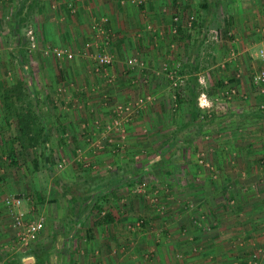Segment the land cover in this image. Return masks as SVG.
Here are the masks:
<instances>
[{
	"label": "rangeland",
	"instance_id": "rangeland-1",
	"mask_svg": "<svg viewBox=\"0 0 264 264\" xmlns=\"http://www.w3.org/2000/svg\"><path fill=\"white\" fill-rule=\"evenodd\" d=\"M209 1L212 0H119L121 4L135 8L136 13L133 12L129 18L131 24L137 26L136 30L126 32L119 29L113 32L108 28L101 32L96 28L88 33L86 31L89 30L85 31L81 22L85 16L80 15L77 5L66 6L62 0H40L32 4L29 11L31 0H0V89L18 79L24 80L36 96L37 111L50 135V151L44 145L20 150L15 143V153L8 155L11 149L9 141L18 134V126L14 119L9 124L5 122L0 104V264L15 262L11 254L17 251L15 235L9 228L13 218L10 209L3 203L8 197L20 200L19 209L25 210L30 217H42L45 231H53L48 241H41L43 245L35 248L34 244L29 248L34 250L32 253H35L36 263L42 259L43 264H64V256L70 264H80L79 250L84 253L91 243L98 254L108 251L109 247L116 249L122 246L123 250H127L129 244L133 249L146 248L143 251L144 259H149L169 239L173 244L164 247L179 248L181 245V250H176L172 257L181 261L184 259V263L193 260L194 256L202 259L201 254L207 252L209 255L206 258L216 264L221 260L222 249L227 248L224 249L227 255H222L235 264H264V198L239 204L231 194L232 190L223 191L227 186L217 194L212 191L213 202H221L218 198L224 196L221 204L212 206L211 202H207L210 198L199 201L201 194H192L197 190L190 187L194 170L197 177L208 174L216 180L218 170L222 169L220 158H211L205 153L217 154L222 150L221 138L237 134L235 129H238L239 123L236 121L243 115L240 116L233 108L246 101L245 94L240 93L232 79L223 80L211 71L209 79L206 74L211 56L218 54L223 58L221 55L227 51L230 56L238 55L236 42L239 39L231 27L233 12L228 6L229 2L234 1L214 0L217 6L203 7ZM146 5L149 11L140 10V6L144 8ZM18 9L22 10L21 13H17ZM251 11L246 19L236 12L237 22L249 23ZM27 12L31 14L28 21L23 22L25 25L20 32L27 35V31L32 29L34 40L33 44L30 41L25 45L27 59H24L20 58L17 49L19 36L14 31L22 22L19 18ZM163 13H166L167 29L159 32V16L165 18ZM194 20L197 21L195 26ZM262 20L264 14L256 22L261 24L256 25L257 30L254 31L256 47L252 51V58L255 59L264 46ZM199 22L204 23L202 31L196 26ZM214 33L216 39L211 37ZM258 34L260 36L256 37ZM125 35L131 38L124 41L123 48H119L116 43L120 40L117 39ZM160 36L167 38L166 68L160 70L152 66L151 74H166L165 78L172 88L169 92L170 109L177 108V97L174 81L167 76L175 72L194 71L192 83L196 78L200 86L195 96L196 106L201 110L197 119L205 120L207 116L214 120L211 133L206 135L200 128L198 136H203L189 143L176 138L178 124H174L170 114L163 117L156 112L164 96L160 92H152L153 88L148 86L150 81L145 78L150 72L142 60L145 54L152 55L154 51L155 55H159L162 52L164 45L160 42ZM108 45L115 47L111 52L107 50L112 63L114 53H122V57L129 58L124 63L129 68L127 71H135L128 77L135 88L122 96L129 94L125 100L111 96L108 102L113 106L109 111L101 110L99 105H96L97 109L93 108L98 100L103 102V98H94V103L91 102L92 96H86L84 90L78 91L79 87L84 86L81 78H96L92 68L83 60H95L102 47ZM179 47H182V52L185 50L183 58L186 62H175L177 57L173 55L178 54ZM59 51L62 54L58 56ZM67 52L71 53V57L67 56ZM132 64L134 66L130 69ZM259 65L255 66V72L264 69ZM245 75L250 79L249 73ZM229 86L234 93L228 91ZM260 87L264 88V84ZM206 88H212L208 95ZM182 94L187 95L185 91ZM263 96L255 95L258 101H264ZM82 101L89 103L91 109L83 104L78 107ZM69 106L73 109L70 110ZM149 107L150 112L147 111ZM253 112L257 115V111ZM262 115L258 128L264 134V113ZM226 118L232 120L234 127H224ZM94 128L100 133L95 138L89 134L95 131ZM210 136H213L212 140L208 139ZM256 148H261L260 143L247 149L255 151ZM261 151L264 153V146ZM232 161L236 162H229ZM258 164L262 167L264 161L258 159ZM56 179L68 183L73 188V195L77 192L78 197L74 202H70L68 195L57 187ZM260 187L264 191V182L260 183ZM249 194L253 196L254 192L245 193V197ZM258 196H261L260 192ZM69 203H72V207ZM104 212H112L117 223L98 224ZM162 217L165 219L160 220ZM223 233L233 237H224ZM109 235L118 237L110 239ZM149 247L155 248L148 250ZM148 261L151 264L153 258Z\"/></svg>",
	"mask_w": 264,
	"mask_h": 264
},
{
	"label": "crops",
	"instance_id": "crops-1",
	"mask_svg": "<svg viewBox=\"0 0 264 264\" xmlns=\"http://www.w3.org/2000/svg\"><path fill=\"white\" fill-rule=\"evenodd\" d=\"M62 1L66 2L67 4L66 6H71V4L78 6L80 15L85 16L83 20L81 18V22L83 21L82 26L85 27V31L89 30V31H86L88 33L90 32L91 29H96L95 26L96 25L98 26V23L100 22L101 18H107V20L102 23V27H104V29L109 28L113 32L114 31L117 32L119 29H121V31L126 30L127 32L128 30L132 31L133 29L136 30L137 28L136 25L133 26L134 24H131V21L129 18V16L131 17V14L133 12L136 13L135 8L132 7L134 8L133 10L132 8H129L128 5H123L121 4V2H119V0H77V1L76 0H62ZM73 1H75L76 3L75 2L73 3ZM183 1L184 0H181V2ZM233 1L234 2H229L228 6L230 5L229 9L231 12L234 13V15L232 13V18H231L232 19L231 27H233L232 30L238 35V37L236 36V38L240 39V40L238 39L237 40L238 42H236L237 43L236 47L238 49L237 51L238 55L236 56L235 54H232L230 56L227 51L226 53L221 55L224 58L223 59L221 57L223 60L219 57L218 54H216L215 56H211L212 58H211L210 64L207 66L209 69L206 70L207 72L206 74L210 75L209 71H211V73L212 72L217 73L219 75V77L218 76L217 77L223 78V80L225 78L232 79L233 83L238 87L240 93L243 92L245 94L246 101L244 102L243 100H241L243 101V104L241 105H238L239 104V101H238L237 108H233L234 106L232 107L233 110L236 109V111L240 113V116L242 114L244 118L242 117L236 121V123H239V126L237 127L238 129H235V132H237V134H228L227 136H224L221 138L222 139V150L220 152H217V154H212V155L211 153H207V152L205 153L206 156L208 157L213 158L214 156H217V159L220 158V163H221L220 167L222 169L218 170L216 180L211 179L210 176H208V174H204V175L201 174V176H198L199 177L198 178L197 171L194 170V172H192L193 178H191V184H190L191 189L193 188V190H197L196 192L193 191L192 194L197 195V192H199V194H201V197H202L201 200L199 201H204V199L205 198L207 199V197L210 198V200L207 202H211L212 206H216L215 203H220V204L222 203L224 196L222 199L218 198L221 200V202L219 201L213 202L212 196L214 195V193L217 194L221 188L227 187V186L228 188H224L223 191L232 190L231 194L233 195V197L235 196L236 202H238L239 204L240 202H255V201H258L259 199L262 200L264 198L263 188L260 187V183L264 182V165L260 167V165L258 164V159H260V162L264 161V153L263 151H261L262 147L264 146V140H263L264 134L260 133V129H259L261 126L260 118L263 116L262 113H264V111L261 112L260 109L258 108L264 103V101H258L256 100V97H255L256 94L258 96H261V95L263 96L264 92H261V88L263 87L259 88V86H255L251 82L252 75L253 73H255V68H256L255 66H258V64H260L259 67L260 66L264 67L263 66L264 61L259 56H257L258 57L257 59L252 58L253 57L252 51L256 47L255 46L256 45V41H255L256 31L255 30H257V28L255 27L256 25L261 24L260 22L258 23L256 22L259 21V18L261 17V15L264 14V0H240V1L233 0ZM216 4L217 3L214 0H212L211 2L209 1L207 4V7L205 8L208 9L211 6H215ZM140 10H144L145 12L147 10V5L144 6V8L143 6H140ZM147 11H149V9ZM250 11H251L250 13L251 18L249 20V23L237 22L238 20L236 18L238 17H237L236 12L240 16H244V19H246V15ZM138 12L141 13V11H138ZM163 15H165V18L164 17L161 18L159 16V19L161 21V26L158 27L159 32L160 31L162 32V30H164L163 32H165L167 29V27H165L166 13L165 14L163 13ZM262 22H264V20H262ZM91 23L95 25V26L92 25V28H91ZM231 27L228 28L229 31H231ZM199 28H200V25L198 27V30ZM127 36L125 35V37L117 39V41L119 40L120 41L116 43V46H119V48L121 47L123 48L125 46L124 41H128V39L131 38L130 36L128 37ZM257 36H260V35L258 34L256 35V37ZM85 37H86L85 39L88 38V36L86 35ZM160 37H161L160 42L162 43V45H164V47L162 48V52L159 55H155L153 53L154 51L152 52V55L145 54V57H144L145 59L142 60L144 61V65H146L148 72H150L147 76H145V78H147L150 81L148 83V86L153 88L152 92H158V93L160 92L162 94L161 96L162 97L164 96L163 100H161L160 102L161 104L157 106L156 112H158V114L163 117H166L168 116V114H170L171 116L170 118H174L173 119V121H175L174 124H178L176 138H178V140H180L181 142H186V143L188 140V143H189V141H192L194 139L197 140V138H200L203 136L201 134L199 135L200 137L198 136L200 128H202L203 131H205L206 135L208 133H211V128H213L214 120L209 119L207 116L205 120L197 119V116H196L197 107L195 105L196 102L193 101V97L196 96V91L199 90L200 88L199 87L196 88V86H194L195 83H192V79L194 77V74L192 72L184 73L185 75L184 85L181 88V90L179 89L181 91V95H183L185 99L178 101V102L175 100V106L177 108L174 110L170 109L171 108L170 106L171 95L169 94V92H170V89L172 88L170 86V83L165 78L166 74L164 72L158 74L159 76H153V74H151L152 66L153 68H156V67L160 68V70L162 69L164 70L166 68L165 50L168 49L166 45L167 38L165 36H160ZM107 41H108L107 42L108 44L109 39H107ZM113 48L110 47V45H108V47L103 46L101 49V52H106L107 50L111 52ZM182 50H183L182 47H179V50L177 51L179 55L178 54L173 55L174 58L177 57V60L175 61L176 63H181L185 61L184 60L185 58H183L185 55L184 54L185 50L184 52H182ZM110 52L108 53L110 54ZM114 54L115 55H114L113 63L109 66L104 67L100 71L94 70L95 60L86 59V60H83L84 62L81 61L84 64L87 63L89 67L92 68V72L96 76V78L92 79L91 77L86 76L85 79H83L80 77L82 79V82H84L83 83L84 86H81V87L78 86L79 87L78 91L83 92L84 90V94L86 96H92L93 101L91 102H94V103L96 102L94 98L95 99L103 98V102H98L99 101L98 100L97 104L93 106V108L95 109L98 108V106L96 105H99L101 110L109 111L111 107L113 106L111 105V103L109 104V102L111 101V96L115 95L120 100L121 97L125 95L131 88L132 89L135 88V85L132 84V82H130L128 78L129 76H131V74H134L135 71L128 72L129 68L127 67L126 64H124L128 61L127 60L128 57H122L121 56L122 53L121 54L118 53L117 55V53L115 52ZM256 55H258V53ZM220 63H221V66H220ZM133 66L134 64L131 65L130 69H132ZM219 66L223 67V69L219 68ZM79 72H80V69H79ZM241 72H242V75H244V77L241 75ZM244 72L247 74L249 73L250 79L248 78L249 76H246ZM167 77L171 78L169 75ZM110 78H112L111 82L109 81ZM146 83H147V80H146ZM209 83H210V80H209ZM206 89L207 90L205 91L207 95L211 93L212 88H206ZM137 91L139 92V90ZM183 91H185L187 95L182 94ZM191 91H193V94L195 95H192ZM134 92H136V90L133 91L132 93ZM250 94H252L251 97H249ZM128 95L122 97L123 98L122 100H125L128 97ZM108 100L110 101L108 102ZM182 101L184 103H182ZM82 104L85 108L91 109V106H89V103L87 102L84 103L83 101L80 103V105H78V107H81ZM69 107H70L69 108L70 110L73 109L71 108V106ZM150 108L151 107H149L147 111H149ZM253 110L257 111V115L253 112ZM223 124H224V127L231 126V125L234 127V125L232 124V120L230 118H226ZM188 128H190V130L187 132L186 130ZM89 134H92L91 137L93 138L100 136L99 131L98 130L96 131V129L95 131L90 132ZM83 136L84 138H87V137L89 138V136L87 135L86 136L83 135ZM212 137L210 136L208 137V139L212 140ZM206 139H207V136H206ZM219 140L220 139H217L216 141H219ZM259 143H260L261 148H256L255 151L252 150L253 151L252 152L247 149V148L259 146ZM225 144L227 145V147L225 146ZM249 144H252V145H249ZM191 155H192V152L190 153V156ZM231 160H236V162L235 163L233 161H232L233 163L229 162ZM212 191H214L213 195L211 194ZM250 191L254 192L253 196L249 194V195H246L245 197V193H248ZM258 192L261 193V196H258ZM69 206L72 207V203L71 204L69 203ZM211 208L213 209V207ZM163 219L165 218L162 217L160 220H163ZM114 223H117V219H115ZM114 223H111V224H114ZM9 228H11V233H13V236H14L15 229L13 228L11 223L9 224ZM224 234L225 233H223V235ZM51 235L53 236L52 229L48 232L45 231L44 229V231L41 233L39 240L35 243V248L39 247L40 245H43L41 242L43 239L48 241L50 237H52ZM147 235L151 236L150 233H147ZM226 235L227 234H225L224 237ZM228 236L229 235H227V237ZM116 237L118 236L109 235L110 239H116ZM229 237L231 238L233 236L231 235ZM118 243L120 244V241H118ZM177 243H180V242H177ZM224 243L225 242H223V244ZM161 244L163 245V243ZM166 244L171 245L173 244V242L172 240L168 239ZM166 244H164L163 247L161 248H157L155 252L151 254L152 255L151 258H153V261L151 262V264H212L214 262L212 259L206 258L209 255V253L203 252L201 256L204 258L196 259L194 256L193 260H191L192 258H190L191 260L190 262L184 263L182 262L184 259L181 261V259H177L175 256L172 257V254L176 250H178L179 248L181 250V245L179 244L180 245L179 248H177L176 246H173V248H171V246L164 247ZM94 246L95 245L91 243V245H89L86 248L84 253L83 251L79 250L80 256L78 257L79 259L81 258L80 264H85V262H87L88 264H150L148 263L150 262L148 260H151V258L144 259L143 251L144 249L146 250V248L133 249L132 245L129 244L131 248L128 247L127 250H123L122 246L115 247L116 249L109 247V250H108L109 253L108 251H105V252L98 254ZM149 248L150 249L148 250H151L152 248H155V247H149ZM224 249H227V248L222 249L223 251L222 254H226L225 252L226 250ZM30 250L31 249L29 250L17 249V251L12 252L11 255H14V259H15V262L13 264H35L36 263L35 253H27ZM115 250L117 251L115 252ZM182 252L185 253L184 251ZM222 254H221V260L219 262H216V264H235L234 261H231L230 259H228ZM19 260L21 261L20 263H19ZM63 260H64L63 262L64 264H70L64 258V256H63ZM42 262L43 261L41 259L40 264H43Z\"/></svg>",
	"mask_w": 264,
	"mask_h": 264
},
{
	"label": "trees",
	"instance_id": "trees-1",
	"mask_svg": "<svg viewBox=\"0 0 264 264\" xmlns=\"http://www.w3.org/2000/svg\"><path fill=\"white\" fill-rule=\"evenodd\" d=\"M40 0H31L29 4V11L31 9L32 4H36ZM203 7H207V4H203ZM21 9L17 10V13H21ZM16 13V16H17ZM31 13L27 12L23 16L19 18L21 23L18 24L17 28H15V31L19 38L17 40L18 44V51L20 52V58L27 59L26 54L27 50L25 49V45L30 43L29 36L26 34H21L20 28L25 25V21H28V18ZM21 15V14H19ZM195 23H197L196 20L193 21V24L195 26ZM21 24V26H20ZM201 23L199 22L196 26H199ZM200 25L199 30H203ZM27 26V24H26ZM177 30L181 31L179 27H177ZM211 43V42H210ZM23 55V56H22ZM192 72V71H191ZM194 72V71H193ZM192 72V73H193ZM179 76H182V83H179L178 85L175 86V91H176V97H177V102L183 100L181 96V88L184 85V73L179 72ZM195 80V85L196 88L199 86V84ZM200 87V86H199ZM180 89V90H179ZM203 89V87H202ZM179 90V91H178ZM230 89H228L229 91ZM230 92V91H229ZM192 95L193 91H191ZM198 91H196L197 95ZM193 101L195 102V96L193 97ZM0 104H1V109L4 114L5 122L9 124L11 119H14L17 123L18 126V134L13 138L10 139V151L9 154L12 156L15 153V143L19 145L20 150H27L30 148L37 147L39 145H44V147L47 149V151H50L48 149V142L50 139V135L48 132V127L44 123V120L41 118V114L39 111H37L36 107V96L32 92V88L22 79L16 80L15 83L9 85V86H4L2 89H0ZM196 105V103H195ZM197 107V106H196ZM261 112L264 111L261 106L258 107ZM199 110L198 108L196 109V116H198ZM188 142V140H187ZM45 158V157H44ZM48 164V162L46 163ZM56 185L60 189H62L63 193L67 194L69 197L70 202H74L76 198L78 197L77 192L73 195V188L69 186L68 183H62L58 179H56ZM6 207H8L11 211L10 205L6 204V202H3ZM97 206V205H96ZM116 217L112 212H104V214L101 216V218L98 220V224L105 225V224H111L114 223ZM12 226H13V221H12ZM34 250H30L27 253H32ZM21 261L19 260V263ZM12 264L14 262H11ZM7 264V263H6ZM35 264H40L35 263Z\"/></svg>",
	"mask_w": 264,
	"mask_h": 264
},
{
	"label": "built area",
	"instance_id": "built-area-1",
	"mask_svg": "<svg viewBox=\"0 0 264 264\" xmlns=\"http://www.w3.org/2000/svg\"><path fill=\"white\" fill-rule=\"evenodd\" d=\"M106 20L107 18H101L100 22L98 23V26L96 25L95 28L103 32L104 27H102V23ZM27 35L29 36V40L33 44V40H34L33 30L29 29L27 31ZM211 37L216 39V33H214ZM107 42L108 41H106V44ZM61 54H62L61 51L57 52L58 56ZM67 56L71 57V53L69 52ZM259 57L264 61V46L259 51ZM129 62L132 61L129 60ZM111 63H112L111 56L107 51L98 52L95 56L94 70L100 71L104 67L111 65ZM169 76L173 79L174 86L178 85L179 83H182L183 81L179 76L178 72L170 73ZM252 81L256 86H259V88H261L260 86L264 84V69L255 72L252 76ZM229 89H230L229 90L230 93H234L233 88L229 87ZM261 91L263 92L262 88ZM202 96L204 95L202 94ZM261 108L264 109V105H261ZM19 201L20 200L18 199H14L10 197L5 199L6 204L10 205L11 208L10 212L13 218V227L15 229L14 245L16 246L17 249L26 250L29 249L39 240L41 233L45 229V224L42 217L40 218L30 217L25 210L19 209V203H20Z\"/></svg>",
	"mask_w": 264,
	"mask_h": 264
}]
</instances>
